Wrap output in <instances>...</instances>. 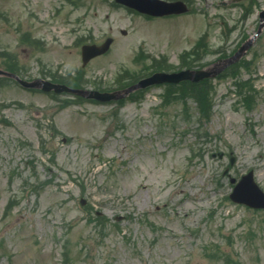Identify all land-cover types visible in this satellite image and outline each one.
Returning <instances> with one entry per match:
<instances>
[{
  "label": "rangeland",
  "instance_id": "obj_1",
  "mask_svg": "<svg viewBox=\"0 0 264 264\" xmlns=\"http://www.w3.org/2000/svg\"><path fill=\"white\" fill-rule=\"evenodd\" d=\"M183 1L154 18L115 0H0V67L112 91L228 58L264 9ZM110 36L83 67L82 45ZM247 52L205 84L210 118L181 87L103 103L0 78V264H264V209L230 198L251 170L264 190V29Z\"/></svg>",
  "mask_w": 264,
  "mask_h": 264
},
{
  "label": "water",
  "instance_id": "obj_2",
  "mask_svg": "<svg viewBox=\"0 0 264 264\" xmlns=\"http://www.w3.org/2000/svg\"><path fill=\"white\" fill-rule=\"evenodd\" d=\"M120 2L127 3L138 8L141 11H145L153 14H171V13H181L188 10L187 6L181 2L168 3L161 0H118ZM262 24L264 26V10L261 12ZM261 29H259V32ZM253 39L245 42L239 50L230 58L219 60L214 64L203 68V69H186L176 72H156L153 75L140 80L138 83L132 85L129 88L123 90H117L112 92H100L96 90H85V89H75L64 84L52 83L46 80H35L33 82L21 81L26 86H37L42 87L45 90L54 89L57 92L69 91L72 93L81 94L87 97L96 98L102 101L111 99H120L128 95L131 91L145 88L149 85L163 82L178 83L184 80H191L194 82H199L206 78H213L219 75L226 67L237 61L248 48L253 44ZM112 38H108L106 42L102 45H85L83 47V57L84 64H86L91 58L106 52L111 43ZM0 74L11 73L0 70ZM231 198L236 202L246 203L252 207L264 208V191L259 187L254 179V173L251 171L249 174L245 175L242 180L237 184Z\"/></svg>",
  "mask_w": 264,
  "mask_h": 264
},
{
  "label": "trees",
  "instance_id": "obj_3",
  "mask_svg": "<svg viewBox=\"0 0 264 264\" xmlns=\"http://www.w3.org/2000/svg\"><path fill=\"white\" fill-rule=\"evenodd\" d=\"M157 70V69H155ZM209 80H205L201 83H191V82H183L180 85L177 86H173L172 87H181L182 89V95L180 94H176L173 93V95L175 96V100H178L180 98H184L186 96H188V94L190 92H194L195 93V99L199 105V112L201 114V116H205V118H210L212 113H211V107H212V103L210 102V92L208 95L207 90L205 89V84L208 83ZM198 86H202L204 87V92H206V94H204L203 91L200 90V88ZM194 87H197L198 90H194ZM184 93V94H183Z\"/></svg>",
  "mask_w": 264,
  "mask_h": 264
}]
</instances>
